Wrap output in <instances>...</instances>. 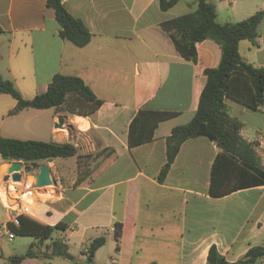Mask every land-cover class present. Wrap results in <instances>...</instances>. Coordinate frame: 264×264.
Listing matches in <instances>:
<instances>
[{
  "label": "crops",
  "instance_id": "crops-1",
  "mask_svg": "<svg viewBox=\"0 0 264 264\" xmlns=\"http://www.w3.org/2000/svg\"><path fill=\"white\" fill-rule=\"evenodd\" d=\"M61 1L91 34L89 43L77 48L61 40L46 0H0V76L24 99L44 93L56 74L75 76L102 105L90 117L51 108L8 115L16 102L0 94V137L70 143L76 149L73 157L47 163L58 179V194L23 216L62 227L43 241L16 236L12 243H1L0 264L24 255L20 252L31 244L35 257L18 264H75L45 257L46 246L54 240L67 246L77 264H85L89 243L99 237L105 242L92 264H206L211 246L232 263L251 247L264 248V185L219 197L208 194L211 166L219 153L214 142L203 137L185 141L164 181H157L166 138L174 127L191 120L206 81L203 71L217 67L221 57L219 46L205 40L195 45L196 61H187L159 28L161 22L191 12L196 0L192 7L180 0L167 11L160 9L159 0ZM209 1L216 21L220 13L228 23H236L264 12V0ZM241 2L248 3L246 8L238 5ZM179 6L184 12L175 15ZM238 51L244 62L264 69V16L254 42H239ZM224 103L228 115L240 121V136L253 145L264 169V106L250 110L231 99ZM141 111L176 115L157 124L151 141L131 147L129 127ZM60 117L72 127L70 135L54 128ZM79 118L85 127L76 123ZM83 156L89 159L78 174L77 157ZM6 171L7 166L0 185ZM2 198L0 223L8 220ZM116 223L122 225L117 249Z\"/></svg>",
  "mask_w": 264,
  "mask_h": 264
},
{
  "label": "trees",
  "instance_id": "trees-1",
  "mask_svg": "<svg viewBox=\"0 0 264 264\" xmlns=\"http://www.w3.org/2000/svg\"><path fill=\"white\" fill-rule=\"evenodd\" d=\"M179 1L159 0V7L162 11H167ZM46 6L54 12L55 21L60 27L58 36L61 40L77 48L89 43L91 34L79 19L69 14L61 0H46ZM263 16L264 12L258 11L242 21L219 24L216 21L215 6L209 0H196L195 8L191 12L159 24L161 31L171 38L179 55L187 61H196L195 45L205 40L215 42L221 51L217 67L203 71L206 81L193 117L188 123L174 127L165 140V162L157 175L159 183L164 181L181 145L187 140L203 137L214 142L219 149L210 170V196L219 197L239 189L264 185V169L253 145L242 139V125L240 121L228 115L224 103L225 99H231L250 110L264 106V69L244 62L238 51L239 42H254L257 27ZM0 94L8 95L16 102L8 115H15L27 108H51L55 113L90 117L102 105V101L95 97L80 78L61 74L54 75L46 91L31 99H24L11 81L0 76ZM175 115L169 112H139L129 127V146L134 147L151 141L157 124ZM1 155L8 156L10 161L37 167L47 159L73 157L76 155V149L70 143L57 144L0 137ZM90 174L88 172L86 175ZM61 227V224L53 228L44 226L22 216L15 233L16 236H30L43 241L54 229ZM121 231L122 225L116 223L113 233L116 249ZM104 242L105 239L99 237L89 243L85 264H92L95 251L102 247ZM34 246L29 245L22 256L9 258L8 264H18L24 258L35 257ZM44 255L48 259L60 258L77 264L68 253L67 246L59 240L47 245ZM259 260H264L263 247H251L242 258L230 263L218 253L215 246H211L206 264H253Z\"/></svg>",
  "mask_w": 264,
  "mask_h": 264
},
{
  "label": "built area",
  "instance_id": "built-area-1",
  "mask_svg": "<svg viewBox=\"0 0 264 264\" xmlns=\"http://www.w3.org/2000/svg\"><path fill=\"white\" fill-rule=\"evenodd\" d=\"M50 176L52 184L43 188L26 185L24 178L18 183L10 180L2 182L0 197L2 198V192L4 196L2 200L8 214V220L0 223V244L13 242L16 238L15 228L20 226V217L31 214L36 203L44 199L54 198L58 194L60 187L57 179L52 172ZM23 177H25V172H23Z\"/></svg>",
  "mask_w": 264,
  "mask_h": 264
},
{
  "label": "water",
  "instance_id": "water-1",
  "mask_svg": "<svg viewBox=\"0 0 264 264\" xmlns=\"http://www.w3.org/2000/svg\"><path fill=\"white\" fill-rule=\"evenodd\" d=\"M55 129L66 130L67 133L71 134V127H67L66 120L62 117L58 118L57 124L54 125ZM3 164L1 168H5L7 166V171L3 182L10 180L12 182H21L24 172V164L22 162H10L9 157L5 155L0 156ZM52 162V159H47L45 163H40L36 168L31 172V181L32 185L36 188L47 187L52 184L51 182V172L47 165V163Z\"/></svg>",
  "mask_w": 264,
  "mask_h": 264
},
{
  "label": "rangeland",
  "instance_id": "rangeland-1",
  "mask_svg": "<svg viewBox=\"0 0 264 264\" xmlns=\"http://www.w3.org/2000/svg\"><path fill=\"white\" fill-rule=\"evenodd\" d=\"M195 0H184V2L185 3H189L190 5L191 4H193V2H194ZM248 2V1H247ZM247 2H241V3H238V5L239 6H242V7H244V8H246V6H247ZM180 4H182V3H180ZM181 6V5H180ZM176 7L175 9H174V11H173V13L175 14V15H178L179 13H182V12H184V10H180V8L181 7ZM226 6H228V5H226ZM191 7H192V5H191ZM189 8V10L190 9H192V8ZM189 10H187V11H189ZM228 18H226L225 17V15L223 14V13H220L219 14V16H218V18H217V22L218 23H220V24H223V23H228ZM235 20H231V22H229V23H235L234 22ZM7 74H5V77H7L6 76ZM5 79H7V78H5ZM67 127H71V126H67ZM71 130H72V127H71ZM88 159L89 158H87V157H77V171L76 172H78V174H79V168L82 166L81 164H84L85 162H87L88 161ZM34 168H36V167H32V166H26L25 164H24V172H25V179H24V181H25V184L26 185H32V181H31V179H30V177H31V172L33 171V169ZM0 169H2V171H0V175H2L3 174V172H4V170H5V168H1L0 167ZM75 172V171H74ZM82 172H84L83 170H81V174H82ZM80 176V175H79ZM56 177V176H55ZM59 178V181H62L61 180V178L60 177H58ZM57 181H58V179H57ZM10 201H11V199H10ZM19 238H17L16 240H18ZM109 244L112 246V240L111 239H109ZM26 249H27V246H24V249L22 250V252H20V253H22V254H25V252H26Z\"/></svg>",
  "mask_w": 264,
  "mask_h": 264
},
{
  "label": "bare ground",
  "instance_id": "bare-ground-1",
  "mask_svg": "<svg viewBox=\"0 0 264 264\" xmlns=\"http://www.w3.org/2000/svg\"><path fill=\"white\" fill-rule=\"evenodd\" d=\"M85 121L83 120V119H76V123H78V124H80V125H82V127L84 126L85 127V123H84ZM85 124V125H84ZM0 171H2V169H0ZM1 184V183H0ZM2 190V185H0V191Z\"/></svg>",
  "mask_w": 264,
  "mask_h": 264
}]
</instances>
